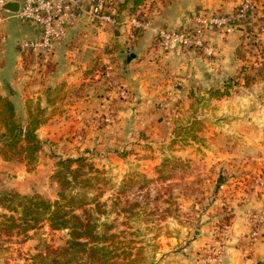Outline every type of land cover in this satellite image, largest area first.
<instances>
[{"label": "crops", "instance_id": "obj_1", "mask_svg": "<svg viewBox=\"0 0 264 264\" xmlns=\"http://www.w3.org/2000/svg\"><path fill=\"white\" fill-rule=\"evenodd\" d=\"M114 2L122 5L123 14L142 12L145 28L132 36L128 26L100 30L78 23L54 44L47 64L34 63L17 47V42L39 35L35 27L18 18H13L16 26L8 24L10 20L2 24L0 105L4 99L11 101L15 120L24 129L40 121L37 135L43 148L34 171H28L24 158L6 160L0 153V187L47 197L50 185L41 186V182L51 181L57 162L90 152L120 156L129 151L131 160L148 172L166 156L164 145L176 134L179 123L192 115V120H207L206 135L214 136L212 163L226 176L217 178L221 185L211 208L221 210L224 192L232 187L228 186L230 176L236 171L243 174L239 177L243 188L236 191L240 199L233 202V237L223 264H264V237L253 250L243 245L249 228L246 215L264 206V190L246 180L264 171V91L255 93L251 88L254 93H249L243 88L234 95H212L230 90L236 81L243 85L245 44L264 26L260 10L238 22L231 35L210 31L207 40L214 55L206 57L190 50H164L156 33L179 28L198 12L232 13L240 0H145L135 10V0ZM102 65L110 68V77L98 75ZM253 87H264V81ZM111 108L114 121L105 124L101 118ZM6 131L0 116V136ZM3 145L0 141V151ZM157 148L162 149L159 160L152 154ZM123 163L119 170L126 172L128 166ZM229 194L230 189L225 197ZM196 237L177 255L178 264H197L207 241L204 234ZM167 259L163 264L172 258Z\"/></svg>", "mask_w": 264, "mask_h": 264}, {"label": "rangeland", "instance_id": "obj_2", "mask_svg": "<svg viewBox=\"0 0 264 264\" xmlns=\"http://www.w3.org/2000/svg\"><path fill=\"white\" fill-rule=\"evenodd\" d=\"M117 6L119 10L120 7ZM134 13H122L118 18L124 22L128 15ZM9 20L8 24L17 25L16 19ZM121 27L126 26H116ZM19 45L20 42H17L18 48ZM244 51L246 63L240 74L243 85L236 81L230 90L212 92L214 97L234 95L243 88L249 89V93H254L251 88H254L255 93L259 89L264 91V87H253L264 81V30L250 36ZM189 116L179 123L176 134L169 137L171 140L164 145L166 156L148 172H143L140 163L136 165L131 160L133 158L129 156V151H122L120 156H108L107 151L80 156L87 157L94 168L87 166L83 169L84 178L90 181L88 185L78 186L73 191L72 195L78 202L73 207L79 215L87 210L93 222L98 224V232L107 236L108 239H104L102 244L113 250L114 264H163L169 257L172 258L169 264H178L177 255L196 236L204 234L206 248L215 239L223 238L227 227L233 228V202L240 199L236 191L238 187H242L239 179L243 174L236 171L230 176L232 182L228 186L234 189L231 187L224 192L221 210L211 208L215 194L220 190L221 183H218L217 178L221 176L220 178L225 179L226 176L222 175V171L216 170V165L212 163L214 136L206 135L207 120H192V115ZM118 139L120 137L117 136ZM116 150L119 152V149ZM153 150L157 151L156 154L153 151V159L159 160L162 149ZM148 156L150 158L152 155ZM19 159L23 157L18 154L11 160ZM122 162L128 166L126 172L119 170ZM36 167L37 164L33 168L28 165V171H34ZM56 170L57 164L51 181L45 179L41 182V186L50 185L47 197L37 193L22 195H40L51 202L57 201L61 187L55 177ZM262 173L264 171L260 174ZM257 176L251 174L246 180L249 184H255ZM229 189L231 194L225 197ZM6 192L17 191L0 187V195ZM211 226L214 229L210 231L208 228ZM67 234L66 231H52L48 222H43L36 230L31 231L28 238L24 235L9 238L0 234V264H44L38 257L44 250L40 240L44 239L48 245L60 248L67 245Z\"/></svg>", "mask_w": 264, "mask_h": 264}, {"label": "built area", "instance_id": "obj_3", "mask_svg": "<svg viewBox=\"0 0 264 264\" xmlns=\"http://www.w3.org/2000/svg\"><path fill=\"white\" fill-rule=\"evenodd\" d=\"M10 3L19 6L18 12L5 9ZM261 11L264 20V0H240L232 13L202 11L191 15L179 28H164L156 33V41L164 50H190L206 57L214 55L207 35L210 31L231 35L238 22L247 19L254 10ZM119 10L114 0H0V33L1 26L10 18L35 27L39 35L20 44L24 56L33 59L34 63H48L54 44L78 23H88L100 30L113 29L116 26H128L133 36L135 30L145 28L144 14L136 12L121 22ZM264 30V26L261 29ZM4 36L0 34V41ZM98 75L108 78L111 70L106 65L100 66ZM115 118L113 108L101 119L111 124ZM255 184L264 190V173L257 176ZM249 228L244 236V247L253 248L264 237V206L249 212L246 216ZM232 229L227 227L224 237L203 249L197 264H223L226 250L232 239Z\"/></svg>", "mask_w": 264, "mask_h": 264}, {"label": "trees", "instance_id": "obj_4", "mask_svg": "<svg viewBox=\"0 0 264 264\" xmlns=\"http://www.w3.org/2000/svg\"><path fill=\"white\" fill-rule=\"evenodd\" d=\"M141 1L135 0L133 10ZM119 7L121 15L123 8L122 5ZM0 116L7 130L0 136V141L4 144L0 151L2 157L11 160L19 154L27 161V165L35 167L43 148V142L37 135L40 121H32L24 129L15 120L14 104L5 99L0 105ZM87 166L94 168L87 157L62 159L57 162L55 177L61 192L58 194L59 199L54 202L40 195L29 196L18 192L1 194L0 234L9 238L16 235L28 238L31 231L36 230L43 222H48L52 231H66L68 239L67 245L60 248L48 245L44 239L40 240L44 250L38 257L44 264H114L113 250L102 244L104 239H108L107 236L98 232L99 226L93 222L87 210L79 215L73 207L78 203L77 198L72 195L73 191L78 186L88 185L90 181L83 174V169Z\"/></svg>", "mask_w": 264, "mask_h": 264}, {"label": "water", "instance_id": "obj_5", "mask_svg": "<svg viewBox=\"0 0 264 264\" xmlns=\"http://www.w3.org/2000/svg\"><path fill=\"white\" fill-rule=\"evenodd\" d=\"M5 9L12 12H18L19 6L16 3H10L5 6Z\"/></svg>", "mask_w": 264, "mask_h": 264}]
</instances>
